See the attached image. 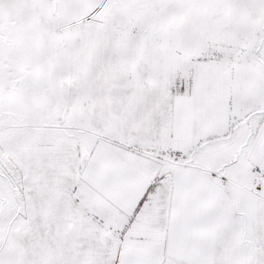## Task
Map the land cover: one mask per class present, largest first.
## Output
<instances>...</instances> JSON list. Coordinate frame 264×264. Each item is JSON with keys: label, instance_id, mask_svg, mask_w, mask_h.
<instances>
[{"label": "snow or ice", "instance_id": "snow-or-ice-1", "mask_svg": "<svg viewBox=\"0 0 264 264\" xmlns=\"http://www.w3.org/2000/svg\"><path fill=\"white\" fill-rule=\"evenodd\" d=\"M0 264H264V0H0Z\"/></svg>", "mask_w": 264, "mask_h": 264}]
</instances>
